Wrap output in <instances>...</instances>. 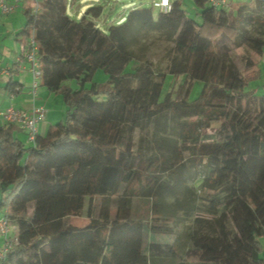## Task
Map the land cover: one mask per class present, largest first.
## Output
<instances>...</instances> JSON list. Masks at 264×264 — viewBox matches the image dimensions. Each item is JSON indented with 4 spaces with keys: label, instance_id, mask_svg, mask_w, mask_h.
I'll return each instance as SVG.
<instances>
[{
    "label": "trees",
    "instance_id": "1",
    "mask_svg": "<svg viewBox=\"0 0 264 264\" xmlns=\"http://www.w3.org/2000/svg\"><path fill=\"white\" fill-rule=\"evenodd\" d=\"M67 1L41 0L24 13L21 43L34 41L41 86L62 94L68 110L32 144L15 137L14 124L0 126V210L16 229L3 264H190L185 256L199 264H264V95L249 89L253 59L243 58L251 72L243 74L230 53L241 45L263 53L264 15L247 17L261 28L253 35L243 13L251 4L264 9V0L226 7L193 0L201 22L183 0H172L156 15L153 6L134 9L107 32L90 18L101 7L76 21ZM148 31L167 32L175 44L168 73L136 60L132 46ZM99 70L103 84L93 83ZM167 75L179 84L176 95H163ZM197 81L202 91L189 100ZM212 126L215 134L200 133ZM150 127L152 144L138 145L134 133ZM187 162L207 170L203 210L215 221L198 217L209 223L206 232L170 242L178 195L193 194ZM134 199L146 208L135 209ZM81 217L86 225L72 223Z\"/></svg>",
    "mask_w": 264,
    "mask_h": 264
},
{
    "label": "rangeland",
    "instance_id": "2",
    "mask_svg": "<svg viewBox=\"0 0 264 264\" xmlns=\"http://www.w3.org/2000/svg\"><path fill=\"white\" fill-rule=\"evenodd\" d=\"M23 1V0H22ZM21 1V2H22ZM41 0H24V4L27 6L28 4H36ZM246 0H235V3L244 2ZM23 3V2H22ZM20 6V5H19ZM22 7V6H21ZM101 7V15L97 18H93L92 15L90 18L94 21V23L102 28L103 31L107 32L110 26H118L125 23L127 15L130 11L137 8H151L152 0H68L67 1V15L76 21H81L83 17L87 16V13L91 8ZM23 8V7H22ZM183 8L187 12V15L198 22H201V9L198 8L193 0H183ZM19 7H17L11 14L15 13ZM22 11L21 9L19 10ZM157 9L154 10L156 15ZM250 14L264 15V9L258 7L256 4H251L247 6L246 11L243 13V26L247 27V29L253 35H259L261 33V28L257 24H250L246 21L247 17ZM4 41V39H3ZM7 46V50L9 48V43L5 42ZM174 42L171 37H169L167 32H158V31H148L142 32L138 35L136 42H134L132 48L135 51L136 60L139 64L142 63H153L157 70L161 73H168V65L170 64L171 59L175 55L174 50ZM231 56L233 61L237 64L240 71L244 74L247 71L244 68L243 58L252 55L253 50L247 45L241 46H231ZM133 67V64H129L127 70ZM248 72L247 74H250ZM107 81V75L99 70L96 72L93 83L103 84ZM179 83L182 82V78H180ZM92 83H88V87L91 86ZM72 85L76 87L75 82H72ZM135 85V84H133ZM261 85V81L254 79L250 82L249 89L257 90V94L261 90L259 87ZM203 88L202 82H195L192 86L191 93L189 95V100H194L199 97ZM179 89V84L176 82L172 75H167L164 82L163 95L167 92H172L173 95H176ZM57 97V101L51 105L55 109H64L63 120L67 118V110L68 107L64 102V98L62 94H54ZM59 104V105H58ZM47 122V118L45 120ZM216 127L212 126L211 128H207L202 130L200 133L213 135L216 133ZM154 128L150 127L144 131L137 130L134 133L135 141L138 145L145 147L146 145L152 144V135ZM170 135L173 137H177L178 133L175 127L171 126ZM180 143V142H179ZM191 156V152H187L185 154V159H188ZM188 168L185 173V178L187 180V184L192 189V193L187 191H181L178 195L180 201V207H176V219L172 224L174 234L169 238L170 242H173L175 238L184 236L189 232L200 231L206 232L209 228V223L205 225H200L195 220L198 217H203L209 222H214L215 217L208 215L203 209L206 208L208 200L209 192L206 188L203 187V174L207 173L206 169H197L196 165L192 162H187ZM205 171V173H204ZM1 201V198H0ZM117 202H113V206H116ZM133 205L137 210H144L146 208L145 205L141 203L139 199L133 200ZM59 208L61 209V205L59 204ZM190 213H188V212ZM1 219V218H0ZM88 218H74L72 219V223L77 226H84L88 223ZM261 245L263 247L262 257L264 258V238H260ZM186 261L190 264H199V261L196 258H190L189 256H185Z\"/></svg>",
    "mask_w": 264,
    "mask_h": 264
},
{
    "label": "crops",
    "instance_id": "3",
    "mask_svg": "<svg viewBox=\"0 0 264 264\" xmlns=\"http://www.w3.org/2000/svg\"><path fill=\"white\" fill-rule=\"evenodd\" d=\"M22 2L13 14H4L0 8V126L6 124L1 112L9 107L31 111L35 106H42L47 111V122H41L38 125V133L40 136H46L55 124L63 120L62 111L64 112V109L58 110L51 106L58 99L47 88L40 85L34 93L32 88L34 80L29 63L25 62L21 68L15 65L23 53L22 37L19 35L26 24L25 9L32 5L26 6L24 0ZM5 42L9 43L8 50ZM250 57L255 62V67L251 72L257 80L261 81L259 87L261 90L258 89V91L264 95V51L261 55L254 52L250 54ZM15 137L28 144L27 133L18 126ZM0 198L2 199L1 193ZM3 215L4 212L0 210V218ZM3 244L4 239L0 236V248Z\"/></svg>",
    "mask_w": 264,
    "mask_h": 264
},
{
    "label": "built area",
    "instance_id": "4",
    "mask_svg": "<svg viewBox=\"0 0 264 264\" xmlns=\"http://www.w3.org/2000/svg\"><path fill=\"white\" fill-rule=\"evenodd\" d=\"M22 0H0V8L4 14L12 13ZM36 1V0H34ZM211 4L217 7L229 6L230 0H210ZM39 2L33 4L34 10H37ZM172 0H152V6L160 11L166 12L171 8ZM23 56L17 60L18 67H23L25 62L30 64V71L33 75L32 88L35 93L36 89L41 85L42 73L38 47L31 40L29 47H23ZM1 116L5 123L17 125L20 129L27 133V142L32 144L35 142L38 133V125L45 122L47 111L42 106H35L31 111H23L9 107L1 112ZM0 236L4 239L3 247L0 248V264L7 259L9 250L14 241H16V229L8 219L3 215L0 219Z\"/></svg>",
    "mask_w": 264,
    "mask_h": 264
}]
</instances>
